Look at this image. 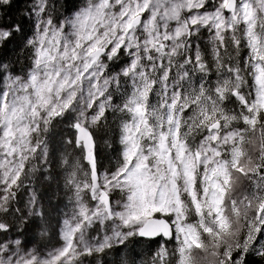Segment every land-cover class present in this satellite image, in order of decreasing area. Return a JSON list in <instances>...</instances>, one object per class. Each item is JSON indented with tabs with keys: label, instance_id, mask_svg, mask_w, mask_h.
<instances>
[{
	"label": "snow or ice",
	"instance_id": "6c2138e0",
	"mask_svg": "<svg viewBox=\"0 0 264 264\" xmlns=\"http://www.w3.org/2000/svg\"><path fill=\"white\" fill-rule=\"evenodd\" d=\"M0 264H264V0H0Z\"/></svg>",
	"mask_w": 264,
	"mask_h": 264
}]
</instances>
